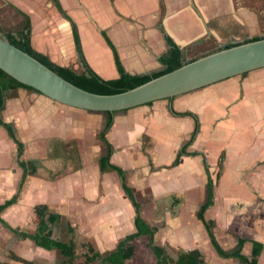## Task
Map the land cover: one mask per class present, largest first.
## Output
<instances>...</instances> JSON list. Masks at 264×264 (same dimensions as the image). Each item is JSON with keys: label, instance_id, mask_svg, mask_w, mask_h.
<instances>
[{"label": "crops", "instance_id": "crops-1", "mask_svg": "<svg viewBox=\"0 0 264 264\" xmlns=\"http://www.w3.org/2000/svg\"><path fill=\"white\" fill-rule=\"evenodd\" d=\"M236 1L59 0L77 26L87 64L104 80L120 77L107 38L125 70L135 75L165 69L160 62L170 49L165 33L187 60L243 43L248 33L264 37L247 28L238 33L229 25L242 20ZM255 1L259 9L262 1ZM27 19L31 46L37 52L60 66L84 70L72 23L53 1L0 0L1 33L19 37ZM177 113H192L200 127L186 149L196 154L184 155L174 165L195 128L192 115ZM0 117L14 126L24 144L21 160L35 169L23 182L17 144L0 125V205L19 194L0 215L17 231L0 220V260L24 264L10 257L14 253L33 264H69V257L56 247L46 249L22 235L37 232L41 220L37 208L44 205L61 217L51 226V238L76 244L73 264H104L100 259L86 263V244L105 255L136 232V210L119 173L100 169L108 152L99 137L107 113L68 106L18 87L6 92ZM113 118L107 132L113 147L110 162L125 171L141 217L157 229L154 242L163 248L162 254L175 261L180 252L198 250L205 264H246L217 253L197 214L207 200L206 159L212 179L221 172L214 181V204L204 214L221 247L230 251L239 238L245 239L242 253L251 258L252 241L264 244V68L117 111ZM42 142L49 148L45 158L33 151L44 148ZM132 243L134 256L125 264H158L149 236ZM257 264H264V251Z\"/></svg>", "mask_w": 264, "mask_h": 264}, {"label": "trees", "instance_id": "trees-1", "mask_svg": "<svg viewBox=\"0 0 264 264\" xmlns=\"http://www.w3.org/2000/svg\"><path fill=\"white\" fill-rule=\"evenodd\" d=\"M55 3L59 11L62 13V15L71 21L73 33H74V39L76 44V49L79 55L80 60L83 62L84 70L79 72L69 67L60 66L58 64H55L52 62L48 56L37 52L32 46H31V26L30 21L27 19L25 28L23 33L20 34L19 37H15L13 35H5L6 38L16 47L23 50L24 52L30 54L34 58L38 59L40 62L48 66L50 69L58 73L60 76L65 78L66 80L70 81L74 85L85 89L87 91L98 93V94H116L121 93L123 91H126L128 89H132L134 87H137L153 78H156L158 76H161L165 73H168L170 71H173L175 69L180 68L181 66L196 60H187L185 57V52L179 46L174 42V40L165 33V39L170 47L169 51L162 55L160 57V62L165 66V69L161 72H154L151 74H130L128 73L119 56V53L115 47V45L112 43V41L107 38L108 43L110 44L111 48L114 50L115 59L117 68L120 73V77L116 79H110V80H104L100 76H98L87 64L86 59L84 58L81 41L78 33L77 26L75 22L71 19V17L67 14V12L63 9L61 3L59 0H51ZM261 37H254L249 40H246L245 42L257 40ZM243 42V43H245ZM241 44V43H238ZM238 44H227L221 48L216 49L213 52L232 47L234 45ZM211 52V53H213ZM200 58V57H199ZM198 59V58H197ZM18 87H24L31 90H35L29 86H26L16 80L15 78L11 77L9 74H7L5 71H3L0 68V112L5 107V101H6V92L10 89L18 88ZM36 91V90H35ZM38 92V91H37ZM113 112H107V121L105 124L104 129L101 131L99 137L104 142V144L107 146L108 152L107 155L103 156L100 160V169L102 172L113 170L119 173L122 182H123V189L126 193V195L131 199L133 202V205L136 210V217H135V226H136V232L133 234H130L126 236L125 239H123L117 246L116 250L108 252L105 255L100 254L99 252H96L95 249L92 247L91 244H86L88 247V252L85 256L86 263L94 262L97 259L102 260L104 264H125L126 260L132 258L134 256L135 252V246L132 243L137 237L140 236H149L150 237V247L152 251L155 253V255L158 258V264H205V260L202 257V254L198 250H192L187 252H180L178 255V258L174 261L170 259L168 256L163 255V248L156 245L154 242L155 239V233L157 231L156 228L150 227L141 217L140 214V205L136 201L135 196L133 194V191L131 187L128 186L126 182V174L125 171L110 162L111 154L113 152V147L110 144V142L107 139V132L112 127L114 118H113ZM178 115H192L195 118V128L191 135L190 140L182 147L181 151L178 153V157L174 162V165H178L182 161V156L184 155H191L196 153H188L186 151L187 147L195 140L198 132H199V122L195 115L192 113H177ZM0 125L3 126L11 136V138L14 140V142L17 144L18 147V157H19V164L24 168V177L23 182L26 179V176L28 174L35 173V169L32 167H29V163L21 160V157L24 153V144L21 142L17 137L15 133V128L12 124L7 123L3 121V119L0 117ZM224 161V153L221 154L219 159V168L222 169ZM206 172L208 175V183H207V200L206 202L201 206L197 216L198 218L204 223L207 232L209 234V237L211 239V242L216 249L217 253L223 257V258H238L241 262L246 264H257L258 263V257L260 256L261 252L264 251V244L252 241L253 243V249L251 258H248L242 253L244 244L246 242L245 239L239 238L238 244L235 249H232L230 251L224 250L219 242L216 239V236L214 234L213 230V223L209 222L205 219V212L206 210L214 204V188L215 183L212 179L209 171V166L206 162V159H204ZM220 175V172L218 173V177ZM22 182V183H23ZM19 194L13 196L12 199L6 201L4 204L0 205V215L1 213L9 206L13 205L18 201ZM38 213L41 216V220L38 225V230L35 234H26L22 233V235L26 238H30L38 246L44 247L46 249H52L56 247L62 255L69 257L70 261L69 264H73V260L76 255V244L73 240H70L67 243L64 242H58L51 238V226L55 223H58L61 219V217L58 214L49 212V209L47 206H39L37 208ZM1 222L14 232H17L15 229L11 228L1 217ZM72 232V230L70 231ZM10 257L12 259H15L17 261H21L24 264H33L31 261L25 260L19 256H17L14 253L10 254ZM0 264H7L5 262H2L0 260Z\"/></svg>", "mask_w": 264, "mask_h": 264}, {"label": "water", "instance_id": "water-1", "mask_svg": "<svg viewBox=\"0 0 264 264\" xmlns=\"http://www.w3.org/2000/svg\"><path fill=\"white\" fill-rule=\"evenodd\" d=\"M0 68L22 84L62 104L95 112H117L175 96L264 68V37L193 60L178 69L116 94L82 89L14 46L0 32Z\"/></svg>", "mask_w": 264, "mask_h": 264}, {"label": "rangeland", "instance_id": "rangeland-1", "mask_svg": "<svg viewBox=\"0 0 264 264\" xmlns=\"http://www.w3.org/2000/svg\"><path fill=\"white\" fill-rule=\"evenodd\" d=\"M261 1H262V3L260 4L261 6L258 9L257 6L259 5L258 3L256 5L255 0H237L236 1L237 11L239 9V16L241 17L242 20H240L239 23L236 20H233V24H229V25L231 27L237 28L236 31L238 33L241 32L243 29L247 28L249 32L253 31L254 33H256L257 36H264V0H261ZM235 16H238V15L235 14ZM254 37L255 35H250L248 33L246 36V39L249 40ZM41 146L44 148H41V147L33 148L31 146V148H28V149L30 152H32L31 150L33 148V151L35 154L36 152H42V154H45V156H43L45 158L47 157L48 151H49L48 144L47 142H42ZM26 149H27V146H26ZM217 175L215 174L214 175L215 179H213L216 182H217ZM249 175L252 176L254 174L250 173Z\"/></svg>", "mask_w": 264, "mask_h": 264}]
</instances>
